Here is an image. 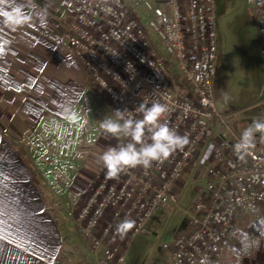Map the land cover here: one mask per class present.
Here are the masks:
<instances>
[{"label":"built area","instance_id":"2783aa9c","mask_svg":"<svg viewBox=\"0 0 264 264\" xmlns=\"http://www.w3.org/2000/svg\"><path fill=\"white\" fill-rule=\"evenodd\" d=\"M243 1L264 60V0ZM135 4L150 13L147 25L130 14L128 0H81L69 10L61 37L84 70L89 87L112 112L131 111L142 101L149 106L154 101L165 104L169 111L164 121L187 135L189 144L167 160L147 169H126L115 179L108 178L104 169L83 201L73 207L72 226L86 249L84 258L74 264H122L133 240L150 235V221L161 210H177L179 222L169 237L157 243L163 256L158 264L224 262L231 251L226 241L239 218L253 210L264 219V148L252 149L241 160L233 150L240 138L213 101L215 0H135ZM84 105V119L90 124L88 103ZM80 130L64 123L60 134L41 142L40 162L48 165L92 153L76 137ZM126 142L122 138L116 145ZM186 178L195 185L182 207L179 197ZM125 219L135 224L121 238L116 226ZM52 264L69 263L58 253Z\"/></svg>","mask_w":264,"mask_h":264},{"label":"crops","instance_id":"0c3cea01","mask_svg":"<svg viewBox=\"0 0 264 264\" xmlns=\"http://www.w3.org/2000/svg\"><path fill=\"white\" fill-rule=\"evenodd\" d=\"M22 2L4 0L0 7ZM72 2L34 0L27 9L32 16L27 25L15 31L0 30V234L5 237L0 241V264H52L58 253L66 252L74 227L68 226L58 214L80 204L88 187L104 171L99 162L96 173L87 182H75L71 178L79 172L76 163L83 155L91 153H83L72 161L59 160L49 166L39 159L41 142L60 134L64 123H73L82 129L76 137L82 138L85 149L92 152L97 144L95 134L102 131L94 123L100 124L106 118L96 101L90 104L86 99L78 114L71 102L63 97L67 87L50 73L52 44L62 39V27L69 13L63 22L60 15ZM215 3L220 9V1L215 0ZM131 11L136 17L140 11L147 18L150 14L142 6L131 8ZM84 78L87 86L85 72ZM84 101L91 114L90 124L84 119ZM7 139L24 150L40 190L32 182L28 166ZM121 139L112 137L108 147L115 146ZM255 213L251 211L250 214L257 216ZM154 225L155 221L151 219L150 234ZM238 229L239 226L233 230V236H229L227 246L233 248L236 245ZM162 261L163 257L159 263ZM237 264H264V248L239 255Z\"/></svg>","mask_w":264,"mask_h":264},{"label":"rangeland","instance_id":"374dc122","mask_svg":"<svg viewBox=\"0 0 264 264\" xmlns=\"http://www.w3.org/2000/svg\"><path fill=\"white\" fill-rule=\"evenodd\" d=\"M80 1L73 0L70 5H67V10L60 15L62 22L69 10ZM219 1L221 3L220 9L215 3L217 59L214 63L215 74L211 90L213 101L218 111L225 117L226 123L240 138L243 130L249 127L253 120H264V60L258 53L255 24L251 21L250 12L245 2L243 0ZM128 2L132 6L130 9L140 8V6L135 4V0H128ZM137 14H140L137 16L140 23L144 26L147 25V15L142 14L141 11ZM62 29L64 30V27ZM152 39L156 50L162 53L160 44L155 38ZM50 58L49 68L51 76L58 83L67 87L68 91L63 97L71 102L78 114L81 113L82 101L86 99L90 104L96 101L102 108L106 118H115L114 113L97 97L98 92L89 87L88 83L87 86L90 89L85 85L83 69L68 48L65 40L61 39L59 42H53ZM174 84H177V82H174ZM179 89L176 86V90ZM225 95L229 97L228 100L224 99ZM95 137L97 144L93 146L92 153L83 155L79 163H76L79 167L77 169L79 172L74 173L71 178L75 182H87V179L96 173V165L100 162L99 156L107 150L112 139L111 136L104 134L103 131L96 133ZM260 148H264V139H261L260 134L257 133L253 149ZM49 165L51 164L47 166ZM186 179L187 185L183 190L182 196L179 197V203L182 207L187 206L193 195L195 185L194 181L190 180L192 178ZM72 211L73 207L58 214V217L67 222L71 228H73ZM152 219L155 221V225L151 227V234L147 236L140 235L133 240L122 264L159 263L163 256L160 250L156 249V245L161 240L169 237L177 227L179 212L177 210L173 212L161 210L154 214ZM238 226L237 232L239 230L245 232L246 228H250L252 235L258 238L260 243H264L263 220L260 221L258 217L249 214L242 216L238 220L235 229ZM73 230L68 248H66V252H63L69 264L81 261L86 254L85 246L80 242L76 229L73 228ZM233 252V249H231L226 262L229 261Z\"/></svg>","mask_w":264,"mask_h":264},{"label":"clouds","instance_id":"9594fccd","mask_svg":"<svg viewBox=\"0 0 264 264\" xmlns=\"http://www.w3.org/2000/svg\"><path fill=\"white\" fill-rule=\"evenodd\" d=\"M33 2L34 0H23L14 6L0 7V30L15 31L27 25L32 19L27 9ZM0 5H4V2ZM224 99L228 100L229 97L225 95ZM168 111L169 108L160 102L154 101L149 106L147 101H142L131 111L114 110L115 118L108 117L100 122L99 127L104 134L127 141L108 147L99 156L108 178H118L126 169L138 166L147 169L153 162L167 160L189 144L187 135L178 134L164 121L163 118ZM135 114H139L141 118H135ZM257 133L264 139V120H253L233 146L234 152L241 160L255 147ZM134 224L135 222L130 219L123 220L116 226L117 234L123 238Z\"/></svg>","mask_w":264,"mask_h":264},{"label":"trees","instance_id":"16d2710c","mask_svg":"<svg viewBox=\"0 0 264 264\" xmlns=\"http://www.w3.org/2000/svg\"><path fill=\"white\" fill-rule=\"evenodd\" d=\"M129 11H130V14L135 17V14L131 11V9ZM173 79H174V82L176 83L177 79L175 76H173ZM7 142L13 147L16 154L19 157H21L22 160L24 161V163L28 166L30 178H31L32 182L35 184V186L38 188V190H40V185H39L38 180L36 178L35 172L29 166V161H28L26 154H25L24 150L22 149V147L17 145L16 143H14L13 141H11L9 139H7ZM50 212H51L52 216H54V217L56 216L55 213L52 212L51 210H50ZM252 212H254V211L252 210ZM255 214L257 215L256 217H258L260 221L263 220V218H261L259 216V214H257V213H255ZM249 229L250 228H248V229L246 228L245 232L240 231V230H239V232H237L238 230L236 231L238 235L241 233L242 234L237 236L238 241H237L236 245L233 246V248L228 246L230 248V250L233 249V251H234L228 262H226L228 260L227 259L224 262H210L209 264H237L239 255L244 254V253H248L249 251L253 252L259 247L264 248V243H260L259 239L254 237L252 235V231H250ZM247 230H249V231H247Z\"/></svg>","mask_w":264,"mask_h":264},{"label":"snow or ice","instance_id":"6c2138e0","mask_svg":"<svg viewBox=\"0 0 264 264\" xmlns=\"http://www.w3.org/2000/svg\"><path fill=\"white\" fill-rule=\"evenodd\" d=\"M4 2V0H0V3H3ZM5 239V237L2 235V234H0V241H3ZM9 243H11V241L9 240Z\"/></svg>","mask_w":264,"mask_h":264}]
</instances>
